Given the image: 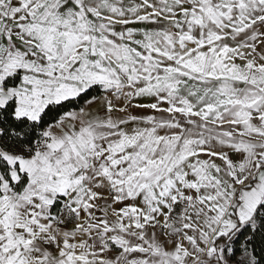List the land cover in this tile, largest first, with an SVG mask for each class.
<instances>
[{"label": "snow or ice", "instance_id": "obj_1", "mask_svg": "<svg viewBox=\"0 0 264 264\" xmlns=\"http://www.w3.org/2000/svg\"><path fill=\"white\" fill-rule=\"evenodd\" d=\"M0 264H264V0H0Z\"/></svg>", "mask_w": 264, "mask_h": 264}]
</instances>
